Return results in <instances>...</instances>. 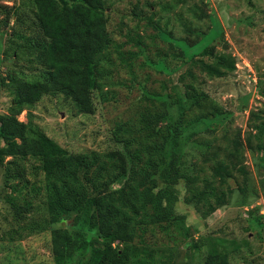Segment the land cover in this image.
Wrapping results in <instances>:
<instances>
[{
  "label": "rangeland",
  "instance_id": "1",
  "mask_svg": "<svg viewBox=\"0 0 264 264\" xmlns=\"http://www.w3.org/2000/svg\"><path fill=\"white\" fill-rule=\"evenodd\" d=\"M105 8L113 64L103 90L92 91L93 113H76L62 94L43 95L31 112L49 138L70 154L95 153L107 172L93 184L98 163L81 168L88 202L52 217L42 157L0 153V264H55L52 230L60 227L76 245L84 232L87 255L99 239L94 197L127 178L113 177L119 163L106 154L126 151L142 167L146 148L163 141L193 180L175 185L174 210L189 235L149 226L128 247L146 248L150 264H205L210 251L226 252L228 264H264V0H106ZM36 12L33 0H0V114L12 102L4 79L42 74L46 41ZM27 112L18 119L26 121ZM143 113L157 116L150 129ZM218 163L227 166L225 182L212 176ZM209 181L225 204L206 211L186 201L189 186L202 190Z\"/></svg>",
  "mask_w": 264,
  "mask_h": 264
},
{
  "label": "trees",
  "instance_id": "2",
  "mask_svg": "<svg viewBox=\"0 0 264 264\" xmlns=\"http://www.w3.org/2000/svg\"><path fill=\"white\" fill-rule=\"evenodd\" d=\"M33 3L46 41L44 68L36 80L11 77L2 81L12 92V102L7 112L0 114V139L4 145L0 153L42 157L47 210L52 217H58L83 209L88 198L78 171L92 168L99 161L95 153L90 156L68 153L38 128L31 110L43 95L62 94L71 101L76 113H93L92 91H102L105 80L110 77L109 66L113 63L108 50L113 38L107 30L106 0H33ZM217 61L228 70L234 68L233 61L227 62L223 57ZM214 72L219 77L226 75L219 68ZM23 110L28 111L26 121L18 119ZM155 118L143 113L140 120L150 129ZM167 143L148 146V158L142 167L127 159L126 151L106 154L109 161L119 163L114 166L117 174L113 177L127 178L120 187L104 189L94 197V224L99 239L86 255L88 242L84 240V232L77 235L80 245H76V239L66 228H54L51 243L55 264H150L142 254L146 248L128 247L149 226H158L169 237L174 236L171 230L182 237L189 235L185 216L174 210L175 185L182 177L186 178L187 185L193 180L176 166L175 153ZM134 156L139 159L137 154ZM96 165L93 184L107 172L105 162ZM226 173L227 166L218 163L212 176L225 182ZM156 174L161 176L162 186L153 176ZM188 188L191 196L186 201L196 207L202 203L206 211H212L215 206L225 204V194L210 181L202 190ZM19 209L15 206V210ZM227 257L226 252L210 251L205 264H228Z\"/></svg>",
  "mask_w": 264,
  "mask_h": 264
}]
</instances>
